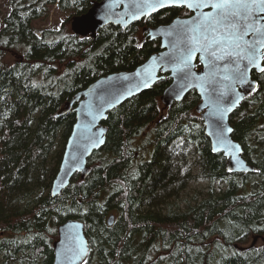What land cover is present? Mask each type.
I'll return each mask as SVG.
<instances>
[{"label": "trees", "instance_id": "1", "mask_svg": "<svg viewBox=\"0 0 264 264\" xmlns=\"http://www.w3.org/2000/svg\"><path fill=\"white\" fill-rule=\"evenodd\" d=\"M95 1L6 0L0 28V264H52L57 227L70 218L84 224L89 253L82 264H264V242L257 243L264 238L261 72L252 71L256 88L230 116L232 137L253 172H231L226 157L211 151L195 90L169 107L161 103L170 83L165 76L108 112L105 144L88 157L86 177L76 173L51 196L76 119L72 109L59 114L66 103L97 78L132 70L159 51V40L144 29L185 12L168 8L124 28L109 24L93 37L75 35L68 20ZM51 6L67 12L66 20L36 30L33 22L46 18ZM194 179L209 182L206 193L180 206V193ZM253 237L258 239L249 244Z\"/></svg>", "mask_w": 264, "mask_h": 264}, {"label": "water", "instance_id": "2", "mask_svg": "<svg viewBox=\"0 0 264 264\" xmlns=\"http://www.w3.org/2000/svg\"><path fill=\"white\" fill-rule=\"evenodd\" d=\"M208 2L211 4L216 0H208ZM153 5L156 6L155 10ZM168 8L184 9L189 15L176 16L166 24L144 29L146 37L150 40H159V51L151 54L132 70L112 72L97 78L67 102L59 113L72 109L76 119L65 142L57 173L51 183V196L59 195L76 173L82 178L86 177L89 169L88 157L105 144L107 130L102 122L108 112L131 97L149 90L165 76L170 79V83L160 96L161 103L169 107L174 102L181 101L189 91L195 90L200 97L196 112L202 120L204 134L209 139L211 151L222 153L226 157L231 172L254 171V167L243 158L240 144L232 137L230 116L245 97L256 88L252 71H260L247 60L236 56L238 50L234 46L230 48L233 51L232 57L220 53L223 59L216 60L204 53L196 52L189 68H185L184 65L190 48V38L193 35L192 29H197L195 34L199 36L201 25L207 28L205 17H215L217 10L203 7L193 11L178 3H170L169 0H165L164 6H160V0H99L93 2L84 13L73 16L70 19V29L75 35L93 37L106 25L124 28ZM255 14L264 24V13H260L257 8ZM217 29L216 35L219 37L224 28L218 25ZM205 35L211 39V28H207ZM256 41L264 43V33H251L240 43L245 50L248 44L260 49L256 52V56L260 58L263 66L264 48H260ZM237 64L241 70L247 69V80L243 84L234 78H224L234 76ZM228 129H231V132H228ZM113 222L114 215L110 214L107 223L112 225ZM257 239L258 237H253L251 244ZM260 239L264 242L263 237ZM52 247V264H82L89 253L83 222L70 218L58 225L57 237Z\"/></svg>", "mask_w": 264, "mask_h": 264}, {"label": "snow or ice", "instance_id": "3", "mask_svg": "<svg viewBox=\"0 0 264 264\" xmlns=\"http://www.w3.org/2000/svg\"><path fill=\"white\" fill-rule=\"evenodd\" d=\"M169 2L178 3L193 11L203 7H211L217 10L215 17H205L207 28L212 30L211 39L205 35L207 28L204 25H201L199 36L195 34L197 29H192L193 35L190 38V48L187 52V59L184 60L185 68H189L196 52H201L206 56L220 60L223 59L220 53L232 57L233 51L230 48L234 46L238 50L235 53L236 56H239L242 60H247L249 64H253L256 69L264 73V66H261L260 58L256 56V52L260 49L248 44L245 50L240 43L245 36L251 33H264V24L257 19L255 14L257 8H259L260 13H264V7H261L264 6V0H216V2L211 4H209L208 0H169ZM164 5L165 0H160V6ZM155 7L153 5V10H155ZM241 20L243 21L242 24ZM218 25H222L224 28L219 37L216 35ZM256 43L260 45V48H264V43L260 41H256ZM203 58L202 56L201 59ZM246 72V68L241 70L237 64L234 76H226L224 78H234L243 84L247 80ZM227 131L231 132V129Z\"/></svg>", "mask_w": 264, "mask_h": 264}, {"label": "rangeland", "instance_id": "4", "mask_svg": "<svg viewBox=\"0 0 264 264\" xmlns=\"http://www.w3.org/2000/svg\"><path fill=\"white\" fill-rule=\"evenodd\" d=\"M7 12H8V6L6 0H0V28L2 24V18ZM181 14L186 16L189 15V12L185 10V12ZM67 16H68L67 12H61L55 6H51L48 16L42 20L34 21L33 26L36 30H40L42 28H58L66 20ZM67 25L70 26V20H68ZM8 58L10 59L9 56ZM59 148H60V144L56 145L55 151H57ZM208 186H209L208 181L194 179L190 181L188 185L185 187V189L180 193V196L177 199V201L179 202L180 206H183L184 202H187L188 200L193 201V197H195L196 195L198 199H200L206 193ZM250 243L251 241L249 242V244ZM257 243L260 244L263 243V241L260 240Z\"/></svg>", "mask_w": 264, "mask_h": 264}, {"label": "flooded vegetation", "instance_id": "5", "mask_svg": "<svg viewBox=\"0 0 264 264\" xmlns=\"http://www.w3.org/2000/svg\"><path fill=\"white\" fill-rule=\"evenodd\" d=\"M253 71H255V70H253ZM252 75V74H251Z\"/></svg>", "mask_w": 264, "mask_h": 264}]
</instances>
